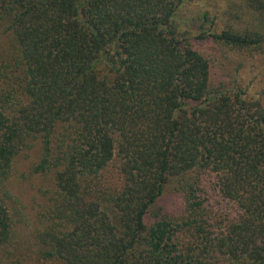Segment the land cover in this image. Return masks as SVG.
Listing matches in <instances>:
<instances>
[{"label": "trees", "instance_id": "trees-1", "mask_svg": "<svg viewBox=\"0 0 264 264\" xmlns=\"http://www.w3.org/2000/svg\"><path fill=\"white\" fill-rule=\"evenodd\" d=\"M181 2L0 0L12 43L0 60V251L37 246L62 264H264V104L214 83L180 38ZM205 34L195 38L262 40ZM33 149L44 197L20 221L12 177ZM168 186L181 210L152 214Z\"/></svg>", "mask_w": 264, "mask_h": 264}, {"label": "rangeland", "instance_id": "rangeland-1", "mask_svg": "<svg viewBox=\"0 0 264 264\" xmlns=\"http://www.w3.org/2000/svg\"><path fill=\"white\" fill-rule=\"evenodd\" d=\"M247 1L182 0L173 19L181 31L180 38L187 39L194 49L208 59L211 79L215 84L223 82L227 87L244 89L247 95L260 99L264 104V0L263 8L260 9L249 6ZM257 5L259 4H255ZM203 13L209 16V21H203ZM225 28L248 33L256 32L262 40L257 44L239 47L225 44L209 36L203 39L195 38L202 31L206 36L207 33L219 32ZM1 29L0 27V60L4 55L7 59L12 48L8 35ZM35 153L33 149L20 157L18 168L12 177L11 190L13 196L20 201L17 207L20 221H25V214H30L36 202L44 197L39 189V179L35 177V173H31L30 166L36 160ZM176 194L173 187L168 186L158 205L152 208V214L161 206L168 210L180 211L182 203L179 197L175 203ZM207 208L211 209L210 206ZM0 264L62 263L42 258L37 246H32L30 249L14 250L8 247L1 250Z\"/></svg>", "mask_w": 264, "mask_h": 264}]
</instances>
